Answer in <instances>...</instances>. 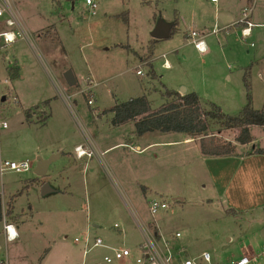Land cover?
<instances>
[{
	"label": "rangeland",
	"instance_id": "rangeland-1",
	"mask_svg": "<svg viewBox=\"0 0 264 264\" xmlns=\"http://www.w3.org/2000/svg\"><path fill=\"white\" fill-rule=\"evenodd\" d=\"M11 2L32 41L3 44L0 38V56L11 60L14 49L23 60L21 77L9 81L4 73L0 90L8 97L10 87L22 106L38 105L39 115L27 122L20 104L9 98L0 103V122H6L0 127V158L29 164L26 171L0 174L3 211L10 207L13 216L5 217L15 219L19 232L6 241L0 231V264H138V221L156 224L158 242L166 240L172 253L170 264H236L242 256L245 264H264V154L251 152L264 147L262 127L223 129L209 121L207 132L231 141L238 155L207 159L186 144L137 151L133 121L110 122L116 102L145 95L153 109L166 100V90L182 87L228 115L239 113L247 93L253 108L263 107L264 0H98L93 14L84 0ZM249 6L252 21L260 24L241 40L234 24ZM159 18L174 29L167 38L153 39ZM191 30L206 51L188 42ZM40 33L51 43L48 49L40 45ZM68 69L76 78L73 86L62 76ZM88 77L96 83L92 104L81 92ZM3 82L9 87L2 88ZM56 84L70 95L67 101ZM143 136L158 140L183 133ZM76 144L91 154L77 157ZM52 154L57 156L46 173L36 175L37 156ZM43 183L52 191L41 194ZM153 197L167 208L150 215L147 200ZM84 224L86 234L103 243L87 253ZM107 244L129 248L130 254L105 262L103 255L112 254ZM204 252L209 261L202 259Z\"/></svg>",
	"mask_w": 264,
	"mask_h": 264
},
{
	"label": "trees",
	"instance_id": "trees-1",
	"mask_svg": "<svg viewBox=\"0 0 264 264\" xmlns=\"http://www.w3.org/2000/svg\"><path fill=\"white\" fill-rule=\"evenodd\" d=\"M173 29L174 27H172L170 35ZM16 69L10 66L8 70L10 77L17 74ZM165 95L167 96L166 100L153 109L145 95L116 102L110 108L112 112L111 124L117 126L132 120L135 136L153 131L183 133L196 139L200 154L211 157L238 155V152L231 141L220 140L216 134L207 132L209 121L216 120L223 129L245 128L251 125H257L264 129V106L253 108L250 104L249 93L246 94V102L239 113L235 115L223 113L220 107L212 102L208 103V107L204 106L199 96L193 92L179 93L177 90H166ZM37 107L38 105H34V108ZM29 110L25 111L28 122ZM46 117L47 115L43 116L39 121L44 122ZM251 152L264 154V147L252 148ZM8 205L10 206V204ZM10 211V207H7L5 213H10ZM3 212L0 196V224L3 220ZM154 231L158 237L157 230Z\"/></svg>",
	"mask_w": 264,
	"mask_h": 264
},
{
	"label": "built area",
	"instance_id": "built-area-1",
	"mask_svg": "<svg viewBox=\"0 0 264 264\" xmlns=\"http://www.w3.org/2000/svg\"><path fill=\"white\" fill-rule=\"evenodd\" d=\"M98 0H84V4L88 6L90 12L93 14L95 11ZM252 7H244L241 9L240 18L237 23L240 25L239 27V37L241 40L245 38L246 35L250 33L251 27L254 25L250 20ZM0 20L3 21V26L5 29L0 30V38L3 44L12 43L16 40H26L29 44H31V35L30 32L25 27L20 15L14 8L11 0H0ZM189 42L194 46V48L199 52H204L206 49V45L202 40L201 36L195 31L191 30L187 36ZM166 65V62L163 63ZM137 74H141L140 70H136ZM96 83L91 80V78H87L86 82H83L82 87L83 90L81 92L87 95L86 103L92 104L93 101V92L91 91V87H93ZM57 90L64 100H68L70 95L66 94L63 89L56 84ZM9 99L12 102H17V98L14 95H9ZM0 127H6V122L2 120L0 122ZM74 151L77 157L83 156L84 154H91L92 150H86L80 144L74 147ZM29 168V164L27 160L21 162H15L12 160L0 159V174H2L5 170H13L15 172H23ZM148 211L150 215H155L158 211L164 210L167 208V203L164 200L151 198L147 200ZM139 228L142 233L143 241L140 245V256L135 259L138 264H170L172 253L168 249V242L163 239V245H160L158 239L161 237L156 236L155 232L151 230L148 226L141 225L138 221ZM2 226L4 230V234L6 239L13 240L16 238L17 233L14 226L11 223H7L5 221V215L3 214ZM117 225L114 224V227ZM179 233L176 232L175 236H178ZM75 241H79L80 239L75 237ZM82 241L84 244V249L88 251L92 247L102 246V240L100 237L95 236L91 239L87 234L83 235ZM130 254L129 248H112L111 255H104L103 260L105 262H111L112 259H120L122 257L128 256ZM202 259L205 261H209V254L204 252L202 254ZM248 262V258L242 256L240 259L236 261V264H245ZM182 264H194L188 259H185Z\"/></svg>",
	"mask_w": 264,
	"mask_h": 264
},
{
	"label": "crops",
	"instance_id": "crops-1",
	"mask_svg": "<svg viewBox=\"0 0 264 264\" xmlns=\"http://www.w3.org/2000/svg\"><path fill=\"white\" fill-rule=\"evenodd\" d=\"M250 20L252 21V18H251V15H250ZM252 23L254 24L252 27H251V30H250V32L252 31V29L255 27V26H258L260 23H257V22H253L252 21ZM237 24V22L234 24V25H236ZM239 26V25H238ZM231 27V25H229L227 28H230ZM240 27V26H239ZM238 28V27H237ZM41 29H44V27H42V28H40L39 30L41 31ZM39 31V32H40ZM40 35H41V33L39 34V35H37V39L40 41V45H42L45 49H48L49 47H50V45H51V43H49V42H47V41H44V40H42L41 39V37H40ZM187 36H188V34H187ZM18 40H16V41H14V42H12V43H14L15 44V42H17ZM188 42H189V39H188ZM12 43H8V44H12ZM13 44V45H14ZM1 47V46H0ZM3 48V47H2ZM1 49V48H0ZM2 50V49H1ZM207 50V47H206V49H205V51ZM12 54H13V57H12V59L11 60H5V58H4V55L2 54L1 56H0V76H2L4 73L6 74V77L7 78H4V79H7L8 80V78H9V81H11V79L13 80L14 78H16V77H21V62L23 61V60H20V58L17 56V55H15V50L13 49L12 50ZM165 62H166V65L165 66H169V63H168V61L165 59L164 60ZM164 61H163V63H164ZM10 66H12V67H15V68H17L16 70H17V74L15 75V76H13V77H10L9 76V73H8V70H9V68H10ZM64 72V71H63ZM4 82H5V80H4ZM2 83L1 84V86H2V88L3 87H7L8 85L7 84H5V83ZM7 85V86H6ZM9 87V86H8ZM10 88V87H9ZM9 88H6L10 93L8 94V95H14L16 98H17V103L18 104H20V106H22L21 105V101H20V98H19V95L14 91V92H11V89H9ZM7 91V92H8ZM186 92V91H185ZM12 93V94H11ZM0 94L2 95L1 97H0V103H4L6 100H7V98H9V96L7 97V95L6 94H4V92H3V89H1L0 90ZM36 105V104H35ZM26 106H28V105H23L22 106V108H21V110L24 112V114H25V111L27 110V109H30L29 110V112H30V117L28 118L29 119V122H31V118H33L32 116L33 115H35V116H38L39 114H36V111L37 110H39L38 109V107L37 108H34V105H31V107H26ZM43 116H41L39 119H41ZM26 120H27V118H26ZM27 122H28V120H27ZM1 128H3V127H1ZM5 128V127H4ZM3 128V129H4ZM132 133H133V131H132ZM144 135V134H143ZM143 135H141V136H136L137 137V139H136V142L134 143V148L137 150V151H141V150H147L148 148H150L151 146H154V145H159V146H165V145H167V146H171V145H184V144H186V145H188V147L190 148V147H192L191 149H193V148H195V147H197V141H196V139L195 138H191V137H189V136H187V135H185V134H183V136H181V137H174V138H171V137H168V136H166V138L165 139H158V140H146V139H143L144 138V136ZM76 145H79V144H76ZM75 145V146H76ZM74 146V147H75ZM197 149H198V147H197ZM199 151V150H198ZM253 153V152H252ZM251 153V154H252ZM199 154H200V152H199ZM178 155H180V159H182L183 161H184V158H185V156H184V154H178ZM177 155V156H178ZM201 156L200 157H206L207 159H214V158H225V157H229V156H224V157H211V156H204V155H202V154H200ZM230 157H234V155H232V156H230ZM1 159V158H0ZM199 159V158H198ZM143 187H145L146 188V186H144L143 185ZM144 188V189H145ZM10 201L11 200H9L8 202L10 203ZM3 207V206H2ZM3 214H4V212H3ZM10 216H13V214H12V212L10 213ZM140 219V218H139ZM5 221L7 222V223H11L13 226H14V228H15V230H16V233H17V236H16V238L19 236V232L17 231V229H16V227H17V224L15 223V219L13 220H7L6 219V217H5ZM11 221H13V222H11ZM84 223H86V222H84ZM114 224H116V223H114ZM114 224H113V227H114ZM95 225V224H94ZM117 225V224H116ZM149 225H151V227L149 226ZM96 226V225H95ZM116 227H118V226H116ZM148 227H150L151 228V230H157V233H158V235L159 236H161V233H160V231H159V229H158V227L156 226V224H152L151 222H149L148 223ZM83 228H85V234L86 233H88V231H89V229H88V224H84L83 225ZM0 231H1V233L4 235V237H5V234H4V230H3V226H2V223L0 224ZM155 232V231H154ZM84 234V235H85ZM5 240L6 241H10V240H8V239H6V237H5ZM141 243L142 242H140V243H138V249L140 250V245H141ZM105 246V248H107L108 250H112V248H117V247H111L109 244H107V245H104ZM176 246H178V245H176ZM123 248H125V247H123ZM50 250H47L46 251V253H44V255H43V258H45L47 255H48V252H49ZM82 252L83 253H87V251L84 249V244H83V247H82ZM141 253V252H140ZM104 256V255H103ZM140 256V255H139ZM138 256V257H139ZM42 258V259H43ZM137 258V257H136ZM241 258V257H240ZM239 258V259H240Z\"/></svg>",
	"mask_w": 264,
	"mask_h": 264
},
{
	"label": "water",
	"instance_id": "water-1",
	"mask_svg": "<svg viewBox=\"0 0 264 264\" xmlns=\"http://www.w3.org/2000/svg\"><path fill=\"white\" fill-rule=\"evenodd\" d=\"M173 27L172 23H167L163 21L161 18L157 19L154 27L150 31V35L153 39H163L170 36V31ZM63 79L68 86H73L76 83V78L71 70H65L62 73ZM186 89L184 87L181 88L179 93H185ZM57 156V154H52L49 157L42 158L37 156L35 167L33 172L36 175H44L46 173L47 167L50 162ZM52 191V188L47 184L43 183L41 186V194H45L47 192Z\"/></svg>",
	"mask_w": 264,
	"mask_h": 264
}]
</instances>
